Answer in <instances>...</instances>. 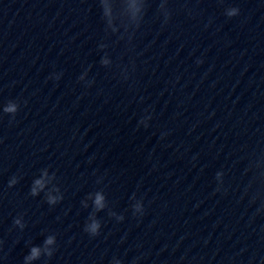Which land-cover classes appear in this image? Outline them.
<instances>
[{"label":"water","instance_id":"water-1","mask_svg":"<svg viewBox=\"0 0 264 264\" xmlns=\"http://www.w3.org/2000/svg\"><path fill=\"white\" fill-rule=\"evenodd\" d=\"M0 264H264V0H0Z\"/></svg>","mask_w":264,"mask_h":264},{"label":"clouds","instance_id":"clouds-1","mask_svg":"<svg viewBox=\"0 0 264 264\" xmlns=\"http://www.w3.org/2000/svg\"><path fill=\"white\" fill-rule=\"evenodd\" d=\"M233 14H234V13H233ZM5 111H7V112H15V111H16V108H15V106L13 105V106H10V107L6 108ZM37 183H39V181H38ZM102 199H103V198L100 197V196H98L97 199H96V204H97L98 206H100V207L103 206V205H102ZM95 227H96V225H93V229H95ZM48 243H52V241L49 240ZM38 254H39V249L33 248V250H32V256H33V257H36Z\"/></svg>","mask_w":264,"mask_h":264}]
</instances>
